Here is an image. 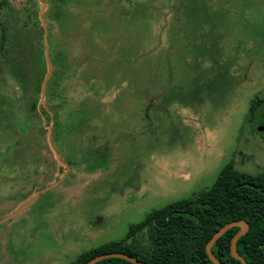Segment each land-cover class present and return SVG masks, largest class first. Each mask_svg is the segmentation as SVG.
Segmentation results:
<instances>
[{"label":"rangeland","instance_id":"rangeland-1","mask_svg":"<svg viewBox=\"0 0 264 264\" xmlns=\"http://www.w3.org/2000/svg\"><path fill=\"white\" fill-rule=\"evenodd\" d=\"M0 43V264L144 246L225 165L264 173V0H0Z\"/></svg>","mask_w":264,"mask_h":264},{"label":"trees","instance_id":"trees-1","mask_svg":"<svg viewBox=\"0 0 264 264\" xmlns=\"http://www.w3.org/2000/svg\"><path fill=\"white\" fill-rule=\"evenodd\" d=\"M8 51L0 43V61L6 62ZM257 107L252 103L251 111ZM242 219L249 228L237 240V251L248 264H264V173L239 171L232 164L223 167L215 181L192 196L174 200L152 210L127 233L147 229L144 246L111 241L79 253L69 264H83L94 256L120 251L147 264H214L205 245L223 224ZM240 229L234 226L211 246L216 258L224 264H242L230 254L232 236ZM94 264H135L118 257L101 259Z\"/></svg>","mask_w":264,"mask_h":264},{"label":"water","instance_id":"water-1","mask_svg":"<svg viewBox=\"0 0 264 264\" xmlns=\"http://www.w3.org/2000/svg\"><path fill=\"white\" fill-rule=\"evenodd\" d=\"M257 129L258 130H264V126L263 125H257ZM2 220V219H1ZM234 226H239L240 229L232 236L231 241H230V254L232 257L238 259L242 264H248L247 261L245 260V258L239 254V252L237 251V240L244 235L248 228L249 225L245 220L242 219H238V220H232L229 221L225 224H223L217 231L214 232V234L211 236V238L207 241L206 245H205V251L206 254L208 256V258L214 263V264H224L222 263L218 258H216L214 256V254L211 251V246L214 244V242L221 236L223 235L228 229L234 227ZM110 257H118V258H123L125 260H128L132 263L135 264H147L142 260H138L136 257L128 255L124 252H120V251H114V252H106V253H101L98 254L96 256H94L93 258L87 260L86 262H84L83 264H94L95 262L104 259V258H110Z\"/></svg>","mask_w":264,"mask_h":264},{"label":"flooded vegetation","instance_id":"flooded-vegetation-1","mask_svg":"<svg viewBox=\"0 0 264 264\" xmlns=\"http://www.w3.org/2000/svg\"><path fill=\"white\" fill-rule=\"evenodd\" d=\"M256 100H257V107H256V109L255 110H257L261 105H264V97H258L257 95H256ZM254 110V111H255ZM254 111H251V113H253ZM263 125L264 126V123L263 122H259V121H257V122H255L254 124H253V128L255 129V131H256V133H259V134H264V130H258L257 129V125ZM248 141V140H247ZM263 142H264V140H262ZM22 196V198H26V196H27V194H24V193H22L21 194ZM4 217H6V216H4ZM3 219V218H2Z\"/></svg>","mask_w":264,"mask_h":264}]
</instances>
